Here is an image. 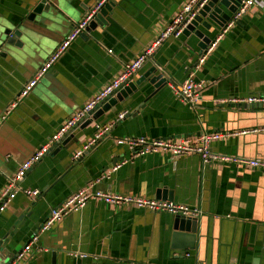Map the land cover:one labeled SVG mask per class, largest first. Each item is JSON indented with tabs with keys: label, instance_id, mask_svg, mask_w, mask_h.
<instances>
[{
	"label": "crops",
	"instance_id": "0c3cea01",
	"mask_svg": "<svg viewBox=\"0 0 264 264\" xmlns=\"http://www.w3.org/2000/svg\"><path fill=\"white\" fill-rule=\"evenodd\" d=\"M35 1L0 0V34L19 23L28 29L22 47L0 45V116L96 2L49 0L55 4L51 12L37 16L38 22L27 21ZM186 2L111 0L105 6L104 25L77 36L0 124V190L19 164L110 82L123 63L143 51ZM221 29L215 26L208 33L211 40ZM197 43L193 34L168 38L131 79L155 66L167 78L164 86L154 89L147 82L91 125L74 127V138L64 145L63 140L58 142L26 172L20 185L37 188L40 194L18 193L13 198L0 214V242L13 224L23 220L4 256L16 255L51 208L94 182L95 189L106 192L200 207L198 247L184 253L172 246L174 214L92 200L39 232L36 247L12 264H264V171L220 162L204 168L197 154L148 153L130 159L129 148L117 143L124 136L178 139L236 132L214 140L211 149L264 159V132L251 131L264 126V105H237L246 103L237 99L264 94V4L248 8L210 52L201 51ZM187 78L203 82L194 108L179 100L168 85ZM122 111L126 116L115 121ZM107 124H112L104 132L107 136L72 159L95 135L96 125ZM122 159L129 160L121 163ZM162 190L172 199L158 197Z\"/></svg>",
	"mask_w": 264,
	"mask_h": 264
},
{
	"label": "built area",
	"instance_id": "2783aa9c",
	"mask_svg": "<svg viewBox=\"0 0 264 264\" xmlns=\"http://www.w3.org/2000/svg\"><path fill=\"white\" fill-rule=\"evenodd\" d=\"M111 0H96L93 6L88 8L80 21L72 27L68 34L62 39L57 48L46 58V60L36 70L34 76L28 80L20 89L19 93L4 108L0 116V124L7 119L11 111L18 103L26 97L32 88L36 85L48 69L60 58L71 42L79 36L87 27V25L110 3ZM205 0H187L181 7L179 12L172 20L159 32V34L151 41V43L141 51L131 61H126L121 67V71L105 86L100 88L95 94L79 108L73 111L61 124L57 130L51 134L44 143H42L34 153L26 160L21 162L12 176L6 181L0 190V214L8 207L13 198L22 193L27 197H34L40 194L37 188H27L20 185V181L26 172L37 162H39L50 150L67 135L72 132L73 128L84 120L92 117V114L116 92L124 88L131 82L136 72L144 65L146 61L155 53V51L170 37H178L182 31L197 15L198 9L204 4ZM264 0H242L236 11L231 15L227 23L222 27L216 38L207 46L206 52H210L216 45L218 40L228 32L245 14L248 8L253 5L262 6ZM111 52V50H108ZM204 60L202 56L199 63ZM172 93L186 104L189 108H194L200 99V88L203 82H195L191 78H187L180 83H168ZM248 104H264V94H250L244 98L237 99ZM126 116V111L120 112L115 121L121 120ZM112 124L97 127L95 135L87 141L81 148L76 150L72 159H78L84 151H86L97 139L107 131ZM253 132H264V126L252 129ZM244 131H242L243 133ZM236 132H205L192 138L190 136L178 139L166 138H147L143 136H124L117 139L118 144L126 145L131 151L130 159L136 156H143L148 153H163L171 157H180L190 154H197L200 158L202 167L208 166L213 162L236 164L248 168H256L264 171V159L250 158L242 155H230L215 152L211 149V143L223 136L233 135ZM129 160V159H128ZM128 160H121V163ZM119 166V165H118ZM98 201L107 205L135 206L137 208L149 210L152 212H167L174 215H182L187 217H200L202 210L198 206H188L182 203L166 200L146 198L134 195H126L114 192H106L94 188V182L88 183L86 186L69 194L61 204L50 209L46 219L40 224L38 231L34 233L28 242L18 252L15 260L23 259L24 252L32 251L38 242V233L44 232L61 218L68 214L81 210L89 201ZM13 262V261H12ZM12 264V263H10ZM197 264H204L198 262Z\"/></svg>",
	"mask_w": 264,
	"mask_h": 264
},
{
	"label": "water",
	"instance_id": "95a60500",
	"mask_svg": "<svg viewBox=\"0 0 264 264\" xmlns=\"http://www.w3.org/2000/svg\"><path fill=\"white\" fill-rule=\"evenodd\" d=\"M203 1V0H200ZM242 0H205L204 4L198 9L197 15L190 21L186 28L182 31V34L190 35L193 34L198 38L197 46L201 51L205 50L207 46L212 42L210 35L215 26L223 27L227 21L230 19L231 15L236 11L240 2ZM55 8V4L49 0H37L32 4V7L29 13L26 16L27 21L38 22L36 17L41 16L44 13L51 12ZM102 11L97 15L85 28V30L80 34L84 35V32H89L94 30L97 26H103V20L101 19ZM26 25L19 23L15 28H4L2 30L3 38L0 34V45L8 44L12 46L22 47L24 40L23 38L27 36ZM205 30V31H204ZM4 56L5 52H1ZM142 70V67L136 72L135 75H138ZM153 85L154 89L161 88L168 81L167 78L160 72L157 67L151 66L146 71H144L139 78L135 81H131L124 88L116 92L111 98H109L105 103H103L99 109H97L92 117L88 120H84L78 124L79 129H84L85 127L91 125V123L97 119L103 112L114 107L117 102H122L128 97H132L138 90H140L146 83ZM238 106L243 108H253L256 106H262L264 104H248L240 103ZM76 135L73 132H70L69 136H66L62 145L68 142L70 139L74 138ZM107 136V133H103L97 141L92 144L88 149H92ZM87 149V150H88ZM85 186V185H84ZM83 187V186H82ZM158 196V194H157ZM161 198L172 199V194L166 192V190L161 191V195L158 196ZM202 216L200 217H187L182 215H175L172 221V246L180 247L185 253V250L191 249L195 250L199 240L200 233V224ZM23 223V220H20L13 224V226L8 229L4 234L0 242V264H10L15 260L16 255L12 257H5V250L9 240L12 238L14 233ZM198 247V246H197Z\"/></svg>",
	"mask_w": 264,
	"mask_h": 264
}]
</instances>
